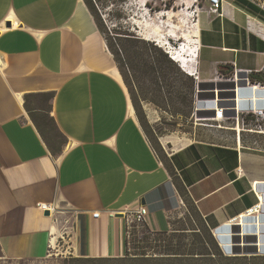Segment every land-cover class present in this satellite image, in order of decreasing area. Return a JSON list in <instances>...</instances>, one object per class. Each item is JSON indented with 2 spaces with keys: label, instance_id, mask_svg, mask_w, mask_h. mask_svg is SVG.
Wrapping results in <instances>:
<instances>
[{
  "label": "crops",
  "instance_id": "0c3cea01",
  "mask_svg": "<svg viewBox=\"0 0 264 264\" xmlns=\"http://www.w3.org/2000/svg\"><path fill=\"white\" fill-rule=\"evenodd\" d=\"M197 25L200 84L263 69L264 10L222 0L217 12L204 7ZM42 92H53L49 114L63 142L40 133L25 107L28 94ZM261 93L240 101L262 105ZM239 138L237 130L236 143L191 142L162 159L84 0H0V259H44L57 237L76 257H123L139 206L160 232L187 205L178 184L207 227L224 234L217 230L260 197L264 205V155Z\"/></svg>",
  "mask_w": 264,
  "mask_h": 264
},
{
  "label": "rangeland",
  "instance_id": "374dc122",
  "mask_svg": "<svg viewBox=\"0 0 264 264\" xmlns=\"http://www.w3.org/2000/svg\"><path fill=\"white\" fill-rule=\"evenodd\" d=\"M84 1L91 7L90 11L99 25L105 43L115 58L130 91L140 124L162 159H165L167 152L191 142L236 143L237 130L240 131V144L246 151L264 155V67L259 72L261 79L256 82L252 81L251 72L238 74L226 71L218 74L213 84L201 86L197 63L195 68L198 78H195L171 57L176 48L182 47L185 42L196 46L198 16L204 7L209 10L205 0ZM156 57L163 60V70L157 66ZM145 63L150 66L153 64L154 71L145 66ZM190 78L195 80L196 86L199 82V87H195L193 91L189 87ZM252 85H257V88ZM236 88L238 93L235 92ZM250 91L262 92V105L255 106L252 101L251 106V101H248V109L242 110L240 97L246 96ZM190 99L192 105L185 106ZM47 104L46 99L39 97L29 100V106L35 109V116L43 123L44 134L59 143L60 137L42 120V110ZM220 109H223V116L215 119V116H219ZM255 110H262L263 114H258ZM168 225V230L160 231L165 234L164 237L151 241L154 234L159 232H152L146 222L130 220L127 229L128 252L131 255H151L157 249L152 248V245L163 242L173 232L176 237L186 235L187 241L191 234L189 228H195L200 234L204 229L202 221L188 205L169 215ZM233 225H237L238 229L230 230L227 235L234 238L230 244L238 247L239 252L232 254L263 256L264 205L254 215L243 217L242 224ZM184 229L187 230L183 233ZM214 232L212 233L216 237L218 233ZM68 251L65 240L57 237L52 241L48 257L44 259H0V264H72L69 258L76 256ZM79 264L120 263L96 261Z\"/></svg>",
  "mask_w": 264,
  "mask_h": 264
},
{
  "label": "trees",
  "instance_id": "16d2710c",
  "mask_svg": "<svg viewBox=\"0 0 264 264\" xmlns=\"http://www.w3.org/2000/svg\"><path fill=\"white\" fill-rule=\"evenodd\" d=\"M243 2L251 8H254L257 6V5L255 6L253 3L247 0H243ZM86 4L90 10L91 7H89L88 3ZM155 60H156L157 66L161 70L163 66H165L163 60L157 57L155 58ZM167 61L172 64V61H170L169 59H167ZM145 66L147 67L149 66L154 71L153 64H151L150 66L148 63H145ZM259 72L260 71L251 72L252 81L256 82L258 79H261V75H260L261 73ZM202 85L204 84H201V86ZM189 87L191 88L192 91L193 89H195V87H197L196 82L193 78H190ZM32 97L34 98L39 97V98L46 99L48 101L47 107L44 110H42L44 113L42 115V118H43L42 120L49 126L51 131H53L54 133H56L58 137H60L61 139L60 142H63L64 138L62 137L61 133L58 131V128L54 122V119L49 114V111H50L49 101L53 98V92L28 94L25 100V107L30 117L32 118L35 126L40 131V133L44 134V130L42 127L43 123L40 122V120H38L35 114L33 113L32 110H35V109L29 106V100ZM132 102H133V99H132ZM191 102H192V99H190V102L188 104H185V106L187 105L190 107L192 105ZM133 105H134V102H133ZM240 108L242 110L248 109V107L242 105V103L240 104ZM37 110H40V109L38 108ZM177 188L181 196L183 197L184 202L194 210L195 214L198 215V217L202 221L204 225L203 233L201 231H200L201 234L198 233L195 228H189L190 233H191L190 240L186 241L185 240L186 235L182 234V235H179V237H176L174 234L175 232H173L169 238L163 239L162 240L163 242L155 243V245H152V248L154 247L157 249L155 250L156 252H154L151 255H148L147 253H136L135 255H131L128 252V248H127L126 254L123 257H118V258L70 257L69 258L70 262H72V264L91 263V262H96V261H116V262H119L120 264H264V255L263 256H259V255L247 256V255L232 254V253H238L239 248L234 247L235 245L230 244L232 242L231 240L234 238L229 237L230 235H227V232H230V230L232 229H238V227H236L237 225L222 227L220 230H217V232H221L224 234L222 235L217 234L215 237L211 229L207 227L204 220L198 213L196 207L188 201L184 187L178 184ZM232 226H235V227L233 228ZM186 230L187 229H184L183 233ZM149 232L151 231L149 230ZM164 236L165 234L162 232H159L157 234L155 233L151 241L152 240L158 241L159 239H161L160 237H164ZM236 238L238 237H235V239ZM145 240L146 239H144V241ZM246 250H248L247 247H246Z\"/></svg>",
  "mask_w": 264,
  "mask_h": 264
},
{
  "label": "bare ground",
  "instance_id": "6f19581e",
  "mask_svg": "<svg viewBox=\"0 0 264 264\" xmlns=\"http://www.w3.org/2000/svg\"><path fill=\"white\" fill-rule=\"evenodd\" d=\"M196 46H192L189 42H185V44L180 47L176 48L175 52L172 53L173 59L177 62H179L181 68L190 75L197 74L196 68H195V55H196V49L198 48V37L196 32ZM167 44V43H166ZM189 52V53H188ZM253 88H257V85H252ZM251 87V88H252ZM257 112V110H256ZM263 199L260 197V201L253 205L251 208L246 210L244 213L237 216L235 219H232L230 223H242L243 217L254 215L256 212H258V209L262 207Z\"/></svg>",
  "mask_w": 264,
  "mask_h": 264
},
{
  "label": "built area",
  "instance_id": "2783aa9c",
  "mask_svg": "<svg viewBox=\"0 0 264 264\" xmlns=\"http://www.w3.org/2000/svg\"><path fill=\"white\" fill-rule=\"evenodd\" d=\"M206 1V0H205ZM206 3L209 6V10L212 12H217L220 9L222 0H207ZM256 4L259 8L264 10V0H258L257 2H253ZM170 54V52H168ZM172 57V55H171ZM249 72V71H246ZM195 78H198L196 75H192ZM256 111V110H255ZM258 114H263L262 110H257ZM219 115H223V109H220ZM38 207L42 210H47L49 212H53L55 210V207L49 203H38ZM97 212L94 213V216H97ZM148 216V209L145 205L139 206L133 213L131 220L136 222H146V218Z\"/></svg>",
  "mask_w": 264,
  "mask_h": 264
},
{
  "label": "water",
  "instance_id": "95a60500",
  "mask_svg": "<svg viewBox=\"0 0 264 264\" xmlns=\"http://www.w3.org/2000/svg\"><path fill=\"white\" fill-rule=\"evenodd\" d=\"M207 1V0H206ZM197 87H199V82L197 83ZM46 214H48V211H46Z\"/></svg>",
  "mask_w": 264,
  "mask_h": 264
}]
</instances>
